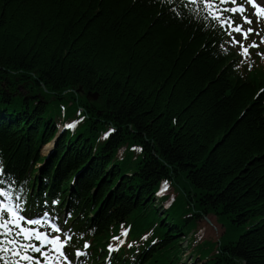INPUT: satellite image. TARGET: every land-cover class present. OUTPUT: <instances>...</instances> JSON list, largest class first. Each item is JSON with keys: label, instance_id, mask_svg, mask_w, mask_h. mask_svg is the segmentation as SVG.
<instances>
[{"label": "trees", "instance_id": "obj_1", "mask_svg": "<svg viewBox=\"0 0 264 264\" xmlns=\"http://www.w3.org/2000/svg\"><path fill=\"white\" fill-rule=\"evenodd\" d=\"M175 6L0 0V187L31 211L59 200L94 260L130 224L150 238L115 264H183L180 235L212 217L192 261L264 264V61Z\"/></svg>", "mask_w": 264, "mask_h": 264}, {"label": "snow or ice", "instance_id": "obj_2", "mask_svg": "<svg viewBox=\"0 0 264 264\" xmlns=\"http://www.w3.org/2000/svg\"><path fill=\"white\" fill-rule=\"evenodd\" d=\"M230 2L232 4H236V0H221V3ZM248 4H250L256 11L255 15L258 18V22L261 18H264V7L258 5L255 0H246ZM189 4H202L204 6V10L207 13L206 18H211L213 20H217L222 27L230 26L232 27V31L239 32L243 35L245 39L248 38L249 34L254 30L249 27L247 31L243 29L242 25H236L233 23L230 17H223L220 13L215 0H189ZM225 11L230 13H241L245 11L242 5H237L236 7H229ZM244 22L247 24H251L252 21L249 17L243 16ZM259 35V33H256ZM232 42L234 44H239L242 51L241 55H247L248 48L250 47H259V45L253 41L252 44L245 47L241 44L240 41L235 40L233 38ZM261 43H264V37L261 38ZM262 57H264V53H260ZM264 91V90H262ZM67 127H73L72 124L67 125ZM3 181H0L2 184ZM0 196L4 197V200H0V237H4V239H0V261H4V264H9L8 256L6 254H10L12 257H16L18 259L12 260V264H20V260L28 262V264H41L40 261L36 260L33 256L27 254L30 250L32 252L41 253L44 257L43 264H58L59 260H63L65 264H70L68 261L67 254L62 251V249L66 246V244L71 240V235L64 233V240L61 241L60 236L51 237L48 233L40 232L35 228L25 227L21 224V222H25L27 225H38L41 223L40 219H31L26 218L25 216L20 214L18 209L20 208L19 204L11 203V193L4 188H0ZM7 214V217L5 216ZM51 229L54 232L61 233L62 230L57 224H51ZM13 228L17 229L15 235H13ZM127 233H122V235H126ZM23 236L25 240L31 241L33 237L36 240L40 241L41 244L39 246L35 244H24L17 240V237ZM114 240H118V237H113ZM46 245L53 246V249L57 256H52L51 251H42V249ZM89 245L85 244L84 247H88ZM109 250L112 251L111 245H109ZM81 253L79 250L76 255L80 256Z\"/></svg>", "mask_w": 264, "mask_h": 264}, {"label": "rangeland", "instance_id": "obj_3", "mask_svg": "<svg viewBox=\"0 0 264 264\" xmlns=\"http://www.w3.org/2000/svg\"><path fill=\"white\" fill-rule=\"evenodd\" d=\"M90 102H94L89 100ZM96 102V101H95ZM50 150V149H49ZM46 149V151L42 150V154L43 155H47L48 151ZM197 227L202 229L201 233H197L196 237L197 240H202V241H209L211 243L217 242L218 239L221 237L222 233H223V228L221 227V225L217 224L215 219L212 217H208L206 218H202L197 222ZM181 239H183L182 235ZM190 238V235L188 236V238L183 239L181 242L182 244V250L183 252V262L185 264H195V262L192 261V257L191 255H189L190 250L186 249V246L188 245L189 241H187ZM201 241V242H202Z\"/></svg>", "mask_w": 264, "mask_h": 264}, {"label": "water", "instance_id": "obj_4", "mask_svg": "<svg viewBox=\"0 0 264 264\" xmlns=\"http://www.w3.org/2000/svg\"><path fill=\"white\" fill-rule=\"evenodd\" d=\"M88 97H89L91 100H94V101H95V100H97L98 95H97V94H94L93 96H91L90 94H88V95H87V98H88Z\"/></svg>", "mask_w": 264, "mask_h": 264}, {"label": "bare ground", "instance_id": "obj_5", "mask_svg": "<svg viewBox=\"0 0 264 264\" xmlns=\"http://www.w3.org/2000/svg\"><path fill=\"white\" fill-rule=\"evenodd\" d=\"M51 148V145L50 144H48L47 146H45V147H43V151H46V149L47 150H49ZM49 152V151H48ZM66 219L65 220H68V218L67 217H65ZM121 235H122V233H121ZM122 236H124V235H122Z\"/></svg>", "mask_w": 264, "mask_h": 264}]
</instances>
